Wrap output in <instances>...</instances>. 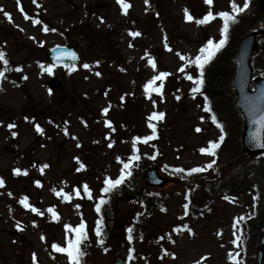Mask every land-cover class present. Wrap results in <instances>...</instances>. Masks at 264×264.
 Listing matches in <instances>:
<instances>
[{"label": "rangeland", "instance_id": "obj_1", "mask_svg": "<svg viewBox=\"0 0 264 264\" xmlns=\"http://www.w3.org/2000/svg\"><path fill=\"white\" fill-rule=\"evenodd\" d=\"M259 1L250 0L247 19L233 26L226 45L205 64L206 70L224 57L223 69L216 71L220 63L207 69L201 90L193 93L196 85L187 75L198 78L200 69L189 60L209 38L219 41L223 26L218 15L197 21L208 11H231L230 0L211 5L125 0L127 12L118 0H0V49L9 61L7 66L0 61V69H8L0 78V264H71L67 253L52 245L66 247L75 232L65 225L74 229L82 220L87 240L80 264H112L116 258L126 264H257L264 234V157L242 151L244 121L235 106L232 75L239 38L264 28ZM244 2L235 0L241 7ZM185 8L193 20L185 19ZM258 42L251 63L255 76H264V34ZM56 44L78 48L82 61L74 67L54 65L48 50ZM162 71L169 75L153 83L160 91L147 92L144 85ZM55 76L62 87L52 92L46 82ZM153 112L164 117L151 118ZM209 141L219 143L215 155L200 151L211 147ZM133 154L139 159L125 170L124 185L103 193L104 181L118 178L121 161ZM147 163L164 176L201 170L195 180L174 176L175 183L148 188ZM16 168L22 171L17 174ZM134 190H140L144 204L131 198ZM100 196L109 200L98 213ZM23 197L38 211L21 204Z\"/></svg>", "mask_w": 264, "mask_h": 264}, {"label": "snow or ice", "instance_id": "obj_2", "mask_svg": "<svg viewBox=\"0 0 264 264\" xmlns=\"http://www.w3.org/2000/svg\"><path fill=\"white\" fill-rule=\"evenodd\" d=\"M35 2V0H34ZM149 2V0H145V3L147 4ZM231 2V5H232V8H231V11H220L218 13H213L212 11H208L202 19L198 20L197 22L198 23H206V22H209L211 19H214L216 15H218L219 17L223 18V26H222V29H221V32H222V37L219 39V41L217 42H214L213 39L209 38L206 42L205 45H203L200 49V54L196 55L195 59L194 60H189V63L190 64H195V65H198L199 69H200V76L198 78H194L193 75L191 74H188L187 75V79L190 80V81H194L195 85L191 91L193 93H197L201 90V86L203 85L204 83V80H203V69H204V65L207 64L211 59L212 57L215 55V53L221 49L224 44L226 43V40H227V33H228V29H229V24L230 22H235L236 19H237V16L236 14L237 13H240V12H243L245 9H247L249 7V3H250V0H245L243 6L241 7L240 5L236 4L235 3V0H230ZM118 3L121 4L122 6V10L124 12H127L128 8L130 7V5L128 3L125 2V0H118ZM206 3L211 5L213 3V0H206ZM21 11H23V8H21ZM185 19L186 20H193L194 17L189 13L188 9L185 8ZM5 16H7L9 19H11V16L9 13L5 12L4 13ZM34 23H39V20H34ZM44 31H49L48 27L45 25L44 26ZM52 31H55V29H51ZM140 33L138 32H131V35L132 36H137L139 35ZM67 55H70L71 57L75 58V53L72 52V53H67ZM181 59H184V57L182 56ZM0 61L3 62V64L5 66L8 65L9 61L6 59V54L5 52L0 49ZM98 63V62H97ZM149 63L152 65L153 68L156 67L155 65V62L150 59L149 60ZM67 66V65H66ZM69 67H74V65L72 66H69ZM84 67L85 68H88L89 65L87 63L84 64ZM7 67H4L3 69H0V78H3L4 75H5V72L7 71ZM19 70V69H18ZM47 71H51L52 70V66H48ZM181 72L184 71V68L182 67L180 69ZM97 75H99V73H97ZM169 75L168 72H159L158 75L156 76H153L145 85H144V88L147 92L151 93V92H159L160 91V88H157V87H154L153 86V83L154 81L156 80H162L163 78L167 77ZM26 78V77H25ZM163 85H161L162 87ZM179 99V97H177ZM205 103L207 104V98L205 99ZM103 111L106 113L108 111L107 108L103 109ZM209 111H211V108H209ZM164 117V113L163 112H153L151 114V118H155V119H162ZM25 119H28V117H25ZM201 119H204V117H201ZM212 120H216V117L213 115L212 116ZM261 120L264 121V117H261ZM111 121H108V124L111 125ZM9 128H12L14 127V125L12 124H9L8 125ZM150 127H152L153 129V133L152 135L155 136L156 133H155V125L154 124H150ZM36 129L37 131H43V129L40 127L39 124H36ZM114 130V129H113ZM197 131H200L201 129L199 127H197L196 129ZM221 132H223V128L221 126ZM12 135H16L15 132L12 133ZM141 137L137 136L135 137V140H140ZM148 139H150V137H144V140L147 141ZM224 139V136L221 135L219 137V140L222 141ZM209 144L211 145V147H203L200 149V151L202 153H210L212 155H215V149L219 147V143L217 141H209ZM133 148H135V144H133ZM78 159V158H77ZM119 159V158H118ZM136 159H139V156L133 154L131 159L127 162V163H124L123 161H121L123 163V169L121 170V175L116 178V179H112V178H108L104 181V184H105V187L101 189V191L103 193H108L112 188L116 187L117 185H119L124 177H125V170H128L129 169V165L131 164V161L132 160H136ZM215 163V161H211L209 164H208V167H212V165ZM81 168L84 167L83 164L80 165ZM43 170V169H41ZM180 171H182L183 169H179ZM201 169L199 167H196V168H192L190 169L189 171L190 172H199ZM14 172H16L17 174H19L22 170L19 169V168H16L13 170ZM25 171V174H26V170ZM127 174H130V171L127 173ZM37 184H40V181L37 180L36 181ZM4 184V180L2 177H0V185H3ZM83 189L85 192L88 193L89 197H91V190L89 189L88 185L85 183L83 185ZM61 192H63V189H61L60 191H57L56 192V195H60ZM11 194V193H10ZM76 195L79 196L80 195V191L77 190L76 192ZM64 198L65 199H68V194L65 193L64 194ZM27 197H23L20 201L21 204H24L25 207H30L32 208V211H38L36 208L32 207V205L28 204L27 203ZM105 203V197L104 196H100L99 197V202L95 205V209L96 211L99 213L101 211V205ZM77 207H80L79 205H77ZM185 208L188 207L187 204H185L184 206ZM49 212H52L53 213V218H58V214L56 212H54L53 208H49L48 209ZM41 215H43V213H41ZM102 223H103V218L101 217L97 223H96V227H95V232L96 234L99 236L101 235V226H102ZM184 227H187V225H184ZM65 228L67 229H72V231L75 232V239H68L67 241V246L66 247H61V245L59 244H56L54 243L52 245V247L56 248L57 251H60V252H64V253H67L68 255V258L71 262V264H80V261H81V258L85 255L84 251L82 250L81 248V244L83 242H85L87 240V232H86V223L82 220L74 229L72 228V225H65ZM189 231H191V229H189ZM131 232V229H129V233ZM129 240L132 239L131 235H129ZM100 243L103 244V240L101 239L100 240ZM233 243H236V241H233ZM105 251H107V248H105ZM174 255V254H173ZM35 259V255L33 257ZM230 258L235 260L236 259V256L235 255H231L230 254ZM197 264H199V262H197Z\"/></svg>", "mask_w": 264, "mask_h": 264}, {"label": "water", "instance_id": "obj_3", "mask_svg": "<svg viewBox=\"0 0 264 264\" xmlns=\"http://www.w3.org/2000/svg\"><path fill=\"white\" fill-rule=\"evenodd\" d=\"M259 32H253L243 36L239 42L234 62L233 86L236 92V104L244 116L245 126L242 136L244 151L253 155L264 152V78L256 77L253 79V68L250 65V57L255 50L256 36ZM74 52L75 58L67 55ZM50 55L54 62H77L80 57L74 49L66 46H56L50 50ZM254 80V88L251 83ZM52 90L60 87L58 79L49 82ZM144 180L148 185L162 186L169 181L168 178L160 176L156 168L148 170L144 175ZM264 242V239L262 240ZM263 250H259L258 259L261 262ZM113 264H124L117 259Z\"/></svg>", "mask_w": 264, "mask_h": 264}, {"label": "trees", "instance_id": "obj_4", "mask_svg": "<svg viewBox=\"0 0 264 264\" xmlns=\"http://www.w3.org/2000/svg\"><path fill=\"white\" fill-rule=\"evenodd\" d=\"M237 19H238V20L240 21V23L242 24V23L247 19V14L244 13V14L237 15ZM233 30H234V27H230V30H229V37H230V33H231ZM228 49H229V47L226 46V52L228 51ZM232 57H233V54H232ZM223 58H224V57H221V58H219L218 60H216V61H215L211 66H209V68H207V69H209V71H213V70H214V67L217 65V63H218V64L220 63V65H219V67L217 68L216 71H218V70H222L223 67H224L225 61H226V59H225V61H223ZM230 59H231V58H230ZM207 69H206V71H208ZM135 195H137V194L135 193ZM137 197H139V195H137Z\"/></svg>", "mask_w": 264, "mask_h": 264}]
</instances>
